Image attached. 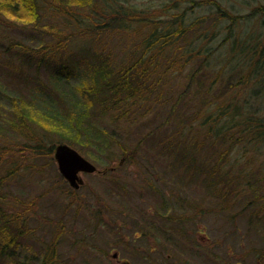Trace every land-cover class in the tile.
I'll list each match as a JSON object with an SVG mask.
<instances>
[{
    "label": "rangeland",
    "instance_id": "obj_1",
    "mask_svg": "<svg viewBox=\"0 0 264 264\" xmlns=\"http://www.w3.org/2000/svg\"><path fill=\"white\" fill-rule=\"evenodd\" d=\"M39 1L35 21L0 11V172L17 170L0 189V210L9 219H25L29 234L21 231L19 236L14 223L9 227L32 255V264H264V148L228 141L212 145L199 120L208 109L206 102L223 101L233 93L241 98L246 91V85H239L245 73L238 59L242 55L226 37L230 30L238 38L258 34L264 16L256 9L264 0H72L68 12L90 25L111 3H123L131 18L127 15L124 27L100 35L77 29L61 8ZM216 2L228 15L241 17L238 22L220 12ZM154 13L167 22L182 14L186 25L200 20L152 65L156 71L148 73L149 88L143 87L145 97L137 104L102 113L95 109L92 122L108 141L104 150L96 147L104 146L101 141L91 144L83 135L85 141L72 143L59 127L34 119L24 124L14 117L5 120L15 97L24 103L33 99L36 108L57 100V95L66 106L76 103L74 86L85 76L89 49L108 56L116 70L131 64L148 30L140 29L147 21L142 17ZM29 47L49 50L46 60L27 61L22 52ZM208 49L213 50L210 57ZM189 50H194L193 57L186 54ZM175 56L180 65L168 63ZM64 60L77 67L68 77L52 66ZM258 76L264 83V72ZM261 83H254L255 88ZM256 100L264 101V90ZM186 119H195L194 125L176 129L178 121ZM157 126L159 137L138 144ZM176 135L187 152L194 154L201 146V165H183L179 153L165 150L166 140ZM59 143L73 146L97 166L94 172H80L78 188L59 171L53 151ZM225 151L220 167L231 171L229 187L207 174ZM11 260L0 264H13Z\"/></svg>",
    "mask_w": 264,
    "mask_h": 264
},
{
    "label": "trees",
    "instance_id": "obj_2",
    "mask_svg": "<svg viewBox=\"0 0 264 264\" xmlns=\"http://www.w3.org/2000/svg\"><path fill=\"white\" fill-rule=\"evenodd\" d=\"M71 1L72 0H47L49 5H53L52 8L55 7L57 10L61 8V12L65 13V19L70 23L73 22L77 24V29L82 28L83 30L85 29L92 33L95 32L97 35L108 32L109 29L115 27H124V24L127 23V15L128 19L131 18L129 12L122 9V2L117 3V6L111 3L107 9H104L105 11H102V14L98 15L95 25L86 24L87 22L85 20L81 21V18L68 12V8L73 5ZM190 1L194 2L195 0ZM207 2L212 3V0H207ZM41 6L39 0H0V11L12 14L13 16L16 15L20 19L25 18L28 21L38 20ZM221 6L222 5L219 2H216V7L219 10L221 9L220 12L225 16L228 15ZM256 10L264 16V4L257 7ZM138 13L139 12L136 14ZM156 16V13H154L150 18L144 19L142 17V21H147L141 25L140 29L147 27L148 30L143 35L139 44L140 50H136L137 57L129 65L120 66V68L116 70V68L112 66L113 62L108 56H105L104 53L98 51L91 52V49H89L84 58V69H82L85 76L74 86L75 92H78L76 93L78 99L72 106L69 107L66 106V104H63L65 99L60 95L56 96L57 100L53 101L52 99L50 101L51 103L49 102L48 104H44L42 107L37 108L34 106L33 99H31L30 102L24 103L23 101H20L18 97H15L12 102L13 110L10 109L11 112L5 120H12L14 117L18 123L24 124L27 120L34 119L49 126L59 127L64 139L72 143H81L80 141L82 139L85 141L83 135L90 140L91 144L95 141H101L104 146L96 147L98 149L101 148L100 150H104L105 146L108 145V141L107 138L103 137L105 135L104 132L98 127L96 128V125L92 122L95 109H98L102 113L109 111L110 109H123L125 106L130 107L132 104H137L139 98L145 97L144 90L149 88V86H147L148 73H150L151 70L156 71V68L153 67L152 69V65L155 62H158L160 57L168 53L170 48L174 46L177 40H179L187 31L195 29L200 20L198 17L192 21V23L186 25L182 14L173 15V21L169 22L160 19L161 16ZM227 17H229L230 21L232 20L234 24H236L241 18H237L232 14ZM162 22L163 24H161ZM262 24L264 25V19ZM207 38L208 36H206V39ZM226 38L227 41L232 40V49H239L238 54L242 55L238 58L241 59L240 62L236 59L238 54L232 57L233 60L235 59L234 61L239 62L240 69L245 72L239 85H246V91L241 98L236 96L237 93H233L223 101L206 102L205 105L208 104V109L206 110V113L202 114L199 118V120H201L200 125L204 127L206 136L211 137L212 145L219 141H228L232 145L234 143L242 142L250 144L255 143L264 148V101L256 100V96L264 90V83L261 81L262 78H259V76L257 77V75H261L264 72V26L261 27L258 34L249 33L241 38H238V36L235 37L232 30H230V33ZM101 46H106V44L101 43ZM43 48L44 47H29V50H24L22 55L25 59L27 58L26 60H29V62H32L37 58V62L42 63L46 60V55L49 51ZM56 48L58 47L52 48V50ZM40 49L44 50V52L42 51V54H38ZM212 52V49H208L205 54L210 57ZM193 53L194 50L186 52L190 57H193ZM61 63L62 64L53 62V69L57 73L60 72L61 69L64 70V74L67 77L69 76V70H75L77 68L75 67V63L68 60L61 61ZM168 63L173 66L180 65L176 56L168 61ZM177 68L178 70H181V67L177 66ZM259 81L260 83L262 82L260 84L261 87L255 88L256 84L254 83ZM151 84L153 85L154 83ZM227 85V87L231 88L234 86V83L229 80ZM189 86L184 91L185 93L188 91ZM212 86L211 83L206 90L208 94L212 92ZM249 94L255 95V98L251 95L249 96ZM238 98L240 99V102H238ZM210 103L212 105L209 106ZM52 104L59 107L56 108V106ZM123 112L125 115L128 113V111ZM1 114L3 115V112L0 108V116ZM121 117V114L117 115V118ZM16 122H9V124L15 125ZM193 122H195V119H191V123L189 122V119H186L184 122L178 121L176 129L179 130L178 127H180L182 131L183 127L185 128L186 125L191 126L192 124L193 126ZM161 126H157L148 131L138 144L141 145L146 139L159 137L157 134L160 133L158 130ZM96 130H98V133L95 132ZM92 132L95 135L93 137L91 135ZM177 133L179 132L176 131V134ZM37 140L40 142V139ZM169 141H171V143L168 145ZM194 143L200 144L198 140H195ZM180 144L184 143L181 142L179 135H176L173 139L170 137L166 140L164 148L166 151L174 150L175 153H179L178 159L183 162V165L187 164V162L188 165L189 162H192V164L195 163V161L198 163L200 162L199 160H201L202 157L199 156L198 149L200 150L201 146L198 145L196 150H193L194 154H192L189 151L187 152L186 146H181ZM226 152L227 151L222 152L218 156V161L212 166V168H210L207 174L208 177L215 178L217 184L222 183L223 186L225 185L229 187L230 183H233L231 182L233 179V177L230 176L231 171L227 170L222 172L220 167L226 159ZM2 167L3 165L0 163V168ZM11 171H13V173ZM7 174L8 170L0 172V189L6 184L8 177L17 175V170L10 169L9 175ZM224 190H227V188H224ZM16 218L17 219L15 220L9 219L4 216L0 210V263L6 259H12L11 261L13 264H32L33 260L29 257L32 255L27 253L18 241L21 231H23L24 235L26 233L29 234L28 228H24L25 219H20L19 217ZM13 223L17 227L15 231H20L17 233L19 236L11 231V227H9V225H12ZM14 247L15 249H12Z\"/></svg>",
    "mask_w": 264,
    "mask_h": 264
},
{
    "label": "water",
    "instance_id": "obj_3",
    "mask_svg": "<svg viewBox=\"0 0 264 264\" xmlns=\"http://www.w3.org/2000/svg\"><path fill=\"white\" fill-rule=\"evenodd\" d=\"M54 158L60 173L74 188L80 186V172L90 173L97 170V166L93 162L67 143H59L55 146Z\"/></svg>",
    "mask_w": 264,
    "mask_h": 264
},
{
    "label": "flooded vegetation",
    "instance_id": "obj_4",
    "mask_svg": "<svg viewBox=\"0 0 264 264\" xmlns=\"http://www.w3.org/2000/svg\"><path fill=\"white\" fill-rule=\"evenodd\" d=\"M114 257H116L117 259H119L118 252H115L114 253Z\"/></svg>",
    "mask_w": 264,
    "mask_h": 264
}]
</instances>
